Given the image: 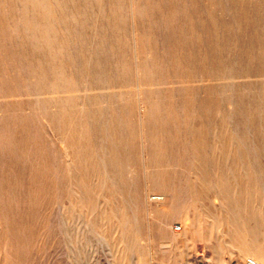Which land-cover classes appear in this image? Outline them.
Listing matches in <instances>:
<instances>
[{
	"label": "rangeland",
	"instance_id": "374dc122",
	"mask_svg": "<svg viewBox=\"0 0 264 264\" xmlns=\"http://www.w3.org/2000/svg\"><path fill=\"white\" fill-rule=\"evenodd\" d=\"M264 264V0H0V264Z\"/></svg>",
	"mask_w": 264,
	"mask_h": 264
},
{
	"label": "built area",
	"instance_id": "2783aa9c",
	"mask_svg": "<svg viewBox=\"0 0 264 264\" xmlns=\"http://www.w3.org/2000/svg\"><path fill=\"white\" fill-rule=\"evenodd\" d=\"M247 264H260L259 261L253 256H248L246 259Z\"/></svg>",
	"mask_w": 264,
	"mask_h": 264
},
{
	"label": "bare ground",
	"instance_id": "6f19581e",
	"mask_svg": "<svg viewBox=\"0 0 264 264\" xmlns=\"http://www.w3.org/2000/svg\"><path fill=\"white\" fill-rule=\"evenodd\" d=\"M253 257L256 258L257 260H258V258H259L258 256H253ZM258 261H259V260H258ZM259 263H260V262H259Z\"/></svg>",
	"mask_w": 264,
	"mask_h": 264
}]
</instances>
